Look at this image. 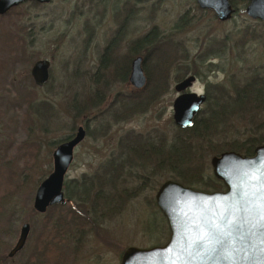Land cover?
<instances>
[{
	"label": "rangeland",
	"instance_id": "obj_1",
	"mask_svg": "<svg viewBox=\"0 0 264 264\" xmlns=\"http://www.w3.org/2000/svg\"><path fill=\"white\" fill-rule=\"evenodd\" d=\"M30 2L14 7L11 13L0 15V165L4 169L0 177L12 180L9 183L1 180L6 183L0 186V264H45L46 259H49L43 252L49 235L48 228L44 229L47 223L44 217L46 212L40 214L33 209L34 194L39 183L52 171L54 148L75 134L82 115L89 118L88 135L74 148L73 161L64 179L69 192L75 188L72 182L75 180L83 190V176L87 179L94 177L96 170L108 162V151L107 148L104 151V146L110 142V137H97V132L105 129L111 119L107 113L99 116L96 113L100 110L98 106H105L113 98L116 103L118 100L120 102L121 97L116 93L122 91L124 85L113 87L109 97L101 99L102 103L97 105L98 99L95 102L94 98L95 84L83 83L78 77L77 60L83 39L86 38L85 30L96 29L87 54L90 58L96 56L95 50L105 44L124 16H128L125 26L129 33L127 38L131 39L132 44L154 28L150 39L161 34H173L175 40L182 42L192 57L205 44L201 43L204 39L205 42L208 39H219L244 26L246 22L254 21L244 12L247 0H235L242 11L227 21L212 17V12L199 8L195 0H52L41 6ZM133 7L138 8L137 11ZM178 26L185 27L184 31L179 33ZM4 32L13 35L14 43L4 38ZM20 38L23 41L21 50L18 47ZM224 58L214 60L212 63L215 66L212 67L208 61L202 63L196 71L197 82L194 87L203 90L208 85H227L232 73L238 72L240 77L249 66L264 65V46L261 42H253L242 50L234 47ZM37 59L50 61L49 80L41 87L35 83L32 85L29 78L31 66ZM90 63H86L87 69ZM176 74L177 70L173 67L167 90L146 113L130 116L129 122L123 124V131L130 129L131 134L140 132L141 135L150 132L154 137L158 135L167 140L177 132L179 126L172 119ZM84 85L85 92L81 93ZM100 86L103 84L99 83ZM20 98L22 113L16 107ZM27 99L31 100L30 105L26 103ZM43 101L52 105V116L38 107ZM238 124L243 126L245 121ZM122 134H117L112 141L116 143ZM29 142H35L40 147L35 157L34 154L29 155L24 147ZM162 152L155 146L149 157H146L144 166L132 163L145 174L143 180L146 181H129L128 189L120 194L122 197H115V189H110L115 188L114 185H104V193L111 196L109 198L112 203L102 209L109 217L104 218L101 224V210L93 211L90 205L87 212L94 216V228L86 231L69 217L68 220L73 223H69L68 230L80 227L76 232L79 238L73 235L64 241L55 240L53 244L59 248L60 254L50 264H120L127 247L158 245L154 242L156 232L152 221L163 215L155 204V193L162 182L172 179L168 171L170 166L167 167L163 162L161 167L158 165L155 155L160 156ZM212 156L210 154L207 157V168L211 173ZM107 175L110 177V174ZM13 180L14 189L11 188ZM19 180H22V184ZM135 186L143 188L138 193L134 192ZM95 192L93 190L91 193ZM117 201L125 202L121 204L119 213H116ZM68 207L64 206L61 215L66 216ZM24 222L30 224L27 242L14 256L8 257L7 253L16 242ZM165 224L167 234L164 242L169 235L166 220ZM148 226L152 228L148 229Z\"/></svg>",
	"mask_w": 264,
	"mask_h": 264
},
{
	"label": "trees",
	"instance_id": "obj_2",
	"mask_svg": "<svg viewBox=\"0 0 264 264\" xmlns=\"http://www.w3.org/2000/svg\"><path fill=\"white\" fill-rule=\"evenodd\" d=\"M230 1L235 8V14L242 11L236 5L235 0ZM30 3L35 6L42 5L36 1ZM14 9V7L11 8L8 13H11ZM133 9L137 11L138 8L133 7ZM211 16L216 18L214 14ZM184 28L178 26L177 31L181 33ZM153 29L141 38L148 46L147 57L144 60L147 81L145 86L139 89L136 94L133 93L130 98L129 110L132 117L136 114L146 113L152 104L167 90L170 72L173 67L177 70L176 80L179 81L189 74L196 76V71L205 61L210 62L211 67L215 66L212 62L216 59H225L224 56L232 51L234 47H240L242 50L245 49L247 44L253 42H261L264 46V22L260 20L246 22L244 26L234 30V32L225 34L219 39H208L206 42L204 39L201 43L205 44L192 57L189 56V51L183 43H178L175 40L173 34H161L150 39ZM12 37V34L4 32V38L9 42H13ZM22 44L23 41L20 38L18 45L20 50ZM29 78L30 83L34 85L31 75ZM212 87L210 89L211 97L195 117L191 127H177V132L169 140L158 135L154 137L150 132H147L146 135L132 133L130 138L135 143L139 140L146 142L144 146L147 149V157L157 146L158 150L163 151L160 156L155 155L159 161L158 165L161 167L162 162L165 165L167 164V167L169 165L168 171L171 172L172 179L204 191L223 189L222 182L208 171V155H216L225 150L253 155L255 148L264 144V65L249 66L240 77L238 72L232 73L229 76L227 85H212ZM19 101V105L16 107L22 113V98ZM26 103L30 105L31 100L27 99ZM38 107L49 116H52L53 107L47 101L41 102ZM243 121H245V124H242L243 126L238 124ZM24 147L29 155L34 154L33 157L40 150L39 145L35 142H29ZM128 167L129 163L123 160L103 164L98 170L100 174L96 170L94 177L87 179L86 176H83V190L80 189L77 180L72 181L73 187L76 189L74 188L71 192H69L67 184L64 183L68 198L66 205L69 206L67 211L78 226L83 227L86 231L88 228H94L95 219L94 216L88 214V205L93 208V211H97L102 210L103 206L106 209L112 203L109 198L111 196L104 193L105 191H100L104 188V185L108 186L109 182H113L115 197H122L121 195L128 189L129 180L125 177ZM3 170V166L0 165L1 174ZM107 174H110V177ZM1 180L8 183L12 181L10 178L0 177V186L1 183H6ZM138 181L144 182L146 180L142 178L136 180V182ZM19 183L22 184V180H19ZM12 185L11 188L14 189V180ZM78 188L79 191H77ZM142 188V186H135L134 192L139 193ZM93 190L96 192L92 194ZM123 203L125 202H116V213H119ZM64 206L61 204L52 205L44 215L47 221L44 229L48 228L49 232L45 250L43 249L44 254L49 258L46 259L45 264H50L55 260L54 257L58 253L60 254L59 248L55 247L56 244L54 243V245L53 242L63 240L62 230L65 217L61 213L65 210ZM158 210L157 213L159 214ZM152 222V227L156 232L154 242L163 244L164 237L167 234L165 219L159 217ZM148 227V229L152 228Z\"/></svg>",
	"mask_w": 264,
	"mask_h": 264
},
{
	"label": "water",
	"instance_id": "obj_3",
	"mask_svg": "<svg viewBox=\"0 0 264 264\" xmlns=\"http://www.w3.org/2000/svg\"><path fill=\"white\" fill-rule=\"evenodd\" d=\"M27 1L41 4L52 0H0V15ZM201 9L212 11L219 21L230 20L235 8L230 0H195ZM247 17L264 22V0H248ZM50 61L37 59L30 74L36 86L49 80ZM195 75H187L173 86L178 94L172 102L175 125L186 128L205 99L189 90ZM132 85L141 89L146 76L141 58L132 62ZM188 89V90H187ZM85 137L78 126L75 134L56 145L52 152V171L36 188L33 209L46 212L55 204H64L63 183L73 161L74 148ZM213 175L223 184L222 190L204 191L167 179L155 193V204L165 218L169 230L163 244L149 247H127L120 264H264V188L260 175L264 171V144L253 155L225 150L211 158ZM30 224L22 223L13 247L14 256L27 242Z\"/></svg>",
	"mask_w": 264,
	"mask_h": 264
},
{
	"label": "flooded vegetation",
	"instance_id": "obj_4",
	"mask_svg": "<svg viewBox=\"0 0 264 264\" xmlns=\"http://www.w3.org/2000/svg\"><path fill=\"white\" fill-rule=\"evenodd\" d=\"M127 21H128V16H124L119 27L112 30L105 44H103L99 49L95 50L96 56H92L91 58L87 56V54L90 48V42L92 38L96 35V29L92 28V29H88L87 31L85 30L86 38L83 39L82 49L81 52L79 53V57L77 60V67H78V77L79 79H81V82L83 83L86 82V84L87 83L95 84L94 98H95V102L98 99L97 105L102 103L101 99L104 100L106 96L109 97L110 90L113 87L121 84L124 85V89L122 91H117L116 93L118 96L121 97L120 102L118 100L116 103L115 98H113L105 106L103 107L102 105L98 106L100 107V110L96 113V115L98 114L99 116L103 113H107L108 115H110L111 122L108 124V126L105 129L99 131L97 130L98 131L97 137L105 136V135H107V137H110V142L108 143L106 142L107 144L104 146V151L106 150V148L108 151L107 160L110 163H114L116 161H122V160L129 163V167L127 168L128 171L126 170L125 172V177L131 182V180L136 181L137 179H142L143 176H145V174L139 170L140 168L136 167L135 165L138 164L144 166L143 164L144 161L145 160L147 161L146 158L147 149L144 146V143L146 142L142 140L136 141V143L132 142L130 140L131 138L130 129L123 131L122 127L125 126L123 124L129 122L130 120V110H129L130 98L133 95V93L136 94L139 90L135 88L131 82L132 62L135 58L140 57L141 68L146 76V73L144 71V60L147 57L148 46L146 43H144L145 41L142 39H139L138 42L135 44L131 43V39L127 38V36H129L128 29L125 26L127 24ZM89 61L91 63L88 65V69H87L86 67ZM196 82H197V77L195 76V81L193 82L189 90L197 94H203L205 96V99L202 102L200 109L195 115V117L199 114V112L203 109V107L206 105L207 101L211 97L210 89L213 88L212 85H208V87L204 88L203 90L202 89L198 90L196 87H194V84ZM99 83H102L103 86L99 87ZM216 85H221V83ZM85 89L86 86L85 85L82 86L81 93H83V91L85 92ZM177 94L178 93L176 92V95ZM83 104L84 102L82 103V105ZM88 120L89 118H85V115H82L81 123L76 127L77 129L78 126H82L85 130V137L81 142H79V144L82 143L88 135V129H87V125L89 122ZM119 133L120 134L123 133V134L119 136L116 143L115 140L113 142L112 141L113 138L117 134L119 135ZM137 134L141 135L140 132L136 133L135 135ZM73 135L74 134L70 135L68 138L72 137ZM96 141H98V139H96ZM220 153L216 155H219ZM133 162L135 164L134 166L131 164ZM109 184L114 185L113 182H109L108 185ZM109 187L111 186L109 185ZM110 189H114V188L111 187ZM100 191L103 192L104 188ZM63 192L65 196V203L61 205H66V203L68 202V198L66 196L65 190H63ZM102 208L105 209L104 206ZM100 214H102L99 220V222L101 221L100 222L101 224L104 218L109 217V214L107 212H103L102 210ZM64 217H65V221L62 230L63 241L66 238H72L73 235L78 236L79 238V235H77L76 232L79 231L80 227L75 226V227H71L70 230H68L69 229L68 227L70 226L69 223H73L71 219L70 220L72 222L68 220V218L70 217L68 211H66V216Z\"/></svg>",
	"mask_w": 264,
	"mask_h": 264
},
{
	"label": "snow or ice",
	"instance_id": "obj_5",
	"mask_svg": "<svg viewBox=\"0 0 264 264\" xmlns=\"http://www.w3.org/2000/svg\"><path fill=\"white\" fill-rule=\"evenodd\" d=\"M260 180H261V187L264 188V171L261 172ZM262 219H264V217H262Z\"/></svg>",
	"mask_w": 264,
	"mask_h": 264
}]
</instances>
